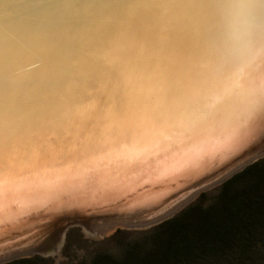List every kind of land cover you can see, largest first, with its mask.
<instances>
[{
    "label": "bare ground",
    "instance_id": "1",
    "mask_svg": "<svg viewBox=\"0 0 264 264\" xmlns=\"http://www.w3.org/2000/svg\"><path fill=\"white\" fill-rule=\"evenodd\" d=\"M241 3L244 15L222 51L206 47L203 37L193 61L184 53L180 63L167 62L166 70L182 79L235 74V86L211 112L170 107L163 89H149L148 76L147 89L137 91L143 99L129 111L110 108L100 119L85 114L51 135L46 154L39 143L6 145L22 155L0 161V253L40 246L66 215L108 220L153 212L249 153L264 152V0ZM197 23L215 34L208 16Z\"/></svg>",
    "mask_w": 264,
    "mask_h": 264
},
{
    "label": "water",
    "instance_id": "2",
    "mask_svg": "<svg viewBox=\"0 0 264 264\" xmlns=\"http://www.w3.org/2000/svg\"><path fill=\"white\" fill-rule=\"evenodd\" d=\"M243 8L241 0H0V161L22 155L21 150L6 146H13L14 141L39 143L41 153L46 154L52 149L48 141L53 134L84 119L85 114L100 119L110 108L126 113L135 99H143L139 93L151 82L149 89L159 88L160 69L169 68L170 59L180 63L185 53L193 61V51L203 37L206 47L222 51L228 30L244 15ZM207 16L216 25L214 35L209 26L207 30L198 26ZM97 52H103L104 58L92 59ZM148 56L155 57V64L145 72ZM258 150L153 212L108 220L76 215L59 218L40 246L4 250L0 264L41 253L67 226L157 224L197 194L264 157Z\"/></svg>",
    "mask_w": 264,
    "mask_h": 264
},
{
    "label": "trees",
    "instance_id": "3",
    "mask_svg": "<svg viewBox=\"0 0 264 264\" xmlns=\"http://www.w3.org/2000/svg\"><path fill=\"white\" fill-rule=\"evenodd\" d=\"M209 195L200 193L151 227L143 242L125 245L118 257L97 254L90 264H264V160L244 167Z\"/></svg>",
    "mask_w": 264,
    "mask_h": 264
},
{
    "label": "rangeland",
    "instance_id": "4",
    "mask_svg": "<svg viewBox=\"0 0 264 264\" xmlns=\"http://www.w3.org/2000/svg\"><path fill=\"white\" fill-rule=\"evenodd\" d=\"M261 159L264 160V157ZM217 186L218 185L213 186L201 193H208L207 197L209 199V194L212 193ZM199 194L179 207L172 215L177 213L189 202L194 201ZM154 225L156 224L139 228L106 227L100 229L98 232L86 230L77 225L67 226L54 236L52 242L44 251L18 259L35 260L37 264H90L91 259L97 254L118 257L125 245L143 242L145 233Z\"/></svg>",
    "mask_w": 264,
    "mask_h": 264
},
{
    "label": "snow or ice",
    "instance_id": "5",
    "mask_svg": "<svg viewBox=\"0 0 264 264\" xmlns=\"http://www.w3.org/2000/svg\"><path fill=\"white\" fill-rule=\"evenodd\" d=\"M104 55L103 52H97L93 54L92 59H103ZM154 64L155 57H146L144 71H152ZM158 86L166 93L170 107L179 106L189 113L211 112L235 86V74L223 75L216 79L200 75L182 79L177 73L165 69L161 71Z\"/></svg>",
    "mask_w": 264,
    "mask_h": 264
}]
</instances>
